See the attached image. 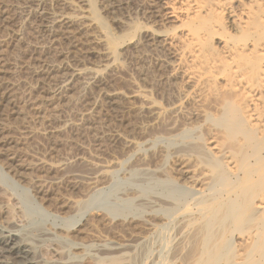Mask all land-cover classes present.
Here are the masks:
<instances>
[{"label":"rangeland","instance_id":"374dc122","mask_svg":"<svg viewBox=\"0 0 264 264\" xmlns=\"http://www.w3.org/2000/svg\"><path fill=\"white\" fill-rule=\"evenodd\" d=\"M138 5L154 8L150 0H0V227L31 234L40 264H169L171 223L143 232L151 214L140 196L171 184L162 176L171 153L201 133L197 121L180 118L176 132L184 131L177 137L162 131L175 119L168 107L183 99L192 108L185 99L191 88L177 73L167 78L168 52L139 39L136 28L177 31L180 23L166 15L148 20L134 11ZM218 15L225 31L236 34L226 11ZM59 16L71 21L49 27ZM49 66L60 68L58 77ZM78 69L87 74L77 76ZM63 76L66 87L56 91ZM110 91L118 94L108 97ZM133 91L144 93L147 104ZM37 159L49 166L37 167ZM138 159L152 165L131 169ZM98 165L105 177L91 188L58 178ZM135 238V248L114 253ZM99 244L110 248L101 251Z\"/></svg>","mask_w":264,"mask_h":264},{"label":"bare ground","instance_id":"6f19581e","mask_svg":"<svg viewBox=\"0 0 264 264\" xmlns=\"http://www.w3.org/2000/svg\"><path fill=\"white\" fill-rule=\"evenodd\" d=\"M150 2L154 8L138 5L134 11L148 20L166 15L179 20L180 27L177 31L152 32L141 26L136 28L138 38L168 52L169 61L164 62L167 78L177 73L191 88L185 99L192 108L185 109L183 99L168 107L175 119L161 126L162 131L170 138L177 137L184 131L176 132L177 119H194L198 125L194 129L201 134L197 137L194 134L195 141L187 140L171 153L172 164L162 174L186 194L175 192L168 184L158 186V192L152 195L140 196L141 206L145 205L151 214L143 221L142 231L171 223V235L166 240L171 256L169 264H264V0ZM91 6L94 8L93 3ZM223 11L236 34L225 31L218 15ZM68 21L71 20L59 16L48 23L53 27ZM117 50L113 41V58ZM59 71V67L49 66L54 78ZM76 74L84 77L87 73L78 69ZM65 85L63 76L56 91L63 90ZM133 92L145 102L144 93ZM117 94L110 91L107 96ZM153 114L156 119L163 115L159 108L153 109ZM150 161L138 159L131 169H147L146 166L152 165ZM35 162L40 168L49 166L42 159ZM67 163L61 162L56 168L60 170ZM104 167L98 165L87 173L68 170L58 178H69L91 188L103 182ZM152 167L155 172V165ZM154 207L169 214L154 215ZM1 227L0 264H40L36 242L32 244V238L29 239L31 234L23 238L20 230ZM42 233L45 239L46 231ZM137 236L144 239L143 235ZM37 237L34 240H42V236ZM137 243L135 238L118 244L114 253L129 251ZM97 246L101 251L110 248ZM59 247L57 251L63 249ZM68 260L59 263H69Z\"/></svg>","mask_w":264,"mask_h":264}]
</instances>
